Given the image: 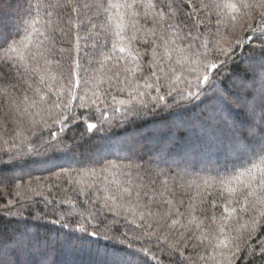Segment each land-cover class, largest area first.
Listing matches in <instances>:
<instances>
[{
  "label": "trees",
  "instance_id": "1",
  "mask_svg": "<svg viewBox=\"0 0 264 264\" xmlns=\"http://www.w3.org/2000/svg\"><path fill=\"white\" fill-rule=\"evenodd\" d=\"M37 2L0 0V44L23 38L27 27L25 21L32 19L29 8ZM85 2H102L106 8L108 0H78L81 5ZM173 2L180 3V0H167V3ZM226 2L228 0H204L210 7L200 10V17L211 20L207 27L212 34H215L217 19L227 21L232 14L230 9L214 7ZM48 11L53 12L52 26L62 31H48L46 21L49 18L41 10L35 27L54 35L57 46L56 55L50 57L52 63L45 72V82H40L35 73L17 72L8 66L0 72V264H110L109 258L118 259V256L128 264L127 248L120 241L124 239L123 233L132 235L131 229L135 225L129 222L134 218L139 222L140 209H135L134 200L129 204L122 199L108 198L120 196L123 189L152 180L156 181L158 190L165 181L173 189V193L167 194L172 201L167 224L172 220L177 224L174 228H162L161 232L167 235L169 242H175L180 233H185L188 247L184 255L190 258L185 264H226L225 257L236 251V244L240 251L236 253L235 264H264L261 252L264 227L251 231V220L257 212L251 207L246 213L239 211L243 203L239 189L243 185L236 182L237 177L248 182L249 177L241 176V173L264 160L253 155L264 147L261 132L249 135V126L259 129L264 118L259 99L264 96V61L258 49L253 52L252 45L235 46V39L242 35L239 26L234 32L230 24L228 28L223 23L219 26L221 45L232 44L234 54L231 58L219 56L225 63L215 73L214 86L226 90L225 95L230 100L239 98L246 103L225 107L216 100L204 98L190 104L182 101L177 107L175 100L181 98L175 96L167 97L173 107L164 108L161 102L160 107L153 110L155 101L151 97L157 93L144 87L145 78L148 83L154 80L148 67L153 49L158 58H163L161 66L167 70L169 61L160 36L169 41L170 49L177 45L186 49L189 43L178 39L176 29L167 28L165 0H139L135 11L139 13L137 28L140 31L136 33L138 41L131 43L127 39L132 35L131 28H126L122 41L114 35L117 22L114 11L106 12L104 8L96 7L82 9L80 18L84 26L80 29L79 52L74 46L76 30L69 23L76 14L70 8ZM85 11L92 17L91 23L97 25L92 35L88 34L90 23L83 15ZM110 15L111 20L108 19ZM161 16L164 17L163 24L157 23ZM153 28L155 37L149 32ZM187 31L185 28L184 32ZM31 39L30 50L35 51L43 37L37 32ZM140 39L149 43L139 42ZM173 40L175 44L171 43ZM121 46L130 47L131 53H120ZM61 47L65 49L63 53L59 52ZM135 53H139L141 59L137 60ZM105 54L111 59L106 60ZM171 55L173 65L177 59L182 62L184 58L194 59L190 52L173 51ZM0 56H3V48H0ZM74 57L80 61L81 83L72 88L77 99L69 103L67 82L76 79L71 75ZM209 57L215 58L216 53H209ZM117 62L119 66H116ZM133 62L140 64L143 71L135 76L124 73L125 66H135ZM187 67L185 65V69ZM116 72L120 73L119 79ZM184 75L188 80L194 79V74L187 71ZM125 77H128L127 81ZM161 83L165 81L162 79ZM62 86L61 99L69 103L66 110L50 107ZM177 87L185 88L187 84L182 80ZM196 87L194 81L192 91ZM200 87L208 89L209 96L214 95L207 85ZM139 91L150 93L144 98L148 103L143 110H140L138 99H133ZM164 91L166 89L160 94ZM33 100L37 102L35 106ZM92 100L97 103L93 104ZM121 100L125 103L121 104ZM250 103L252 107L248 109ZM81 104L85 106L81 107ZM250 109L254 112L252 116L247 112ZM134 111L138 114L133 115ZM65 117L64 125L54 122ZM253 120L257 122L255 126ZM88 123H95L96 129L89 131ZM61 127L63 131H60ZM49 142L56 144L59 150L48 148ZM116 148L120 150L111 152ZM112 163L119 167L102 171ZM228 188L238 189L235 198L230 196ZM85 193L88 194L87 202ZM105 200L111 210L105 206ZM230 200L233 202L229 203ZM234 200H240V203ZM121 204L125 206L121 207ZM190 205L195 208L194 213ZM226 206L229 208L227 213L224 212ZM233 207L238 209L236 213L231 212ZM160 208L166 206L153 205L154 211ZM176 208L182 216L176 213ZM62 224L69 227L64 228ZM80 225L87 231H78ZM222 225L225 227L223 235L220 232ZM261 225H264V219ZM91 232H97V235H89ZM225 236L229 239V247H219L218 241ZM142 244L158 251L153 246L154 241L147 238L133 246ZM132 260L144 264L143 258L137 260L133 256ZM164 264H175V261L165 256Z\"/></svg>",
  "mask_w": 264,
  "mask_h": 264
},
{
  "label": "snow or ice",
  "instance_id": "2",
  "mask_svg": "<svg viewBox=\"0 0 264 264\" xmlns=\"http://www.w3.org/2000/svg\"><path fill=\"white\" fill-rule=\"evenodd\" d=\"M139 0H108L107 7L105 8L103 3H95L89 4L87 2L82 5L78 3V0H55V3L52 0H48V2H38L35 5L30 6L29 14L32 16L30 21H25L27 27L24 29L25 35L19 41L16 39H11L3 41L0 44V48H3V56H0V72L4 70V66L15 68L17 72L21 70L24 73H35L39 76L40 82H45L46 76L45 72L47 71L48 66L52 63L50 57L56 55V41L54 35H48L47 32L41 31L36 28L35 25L39 23V13L41 10L45 11V15L49 18L46 21V27L48 31L55 33L57 30L62 31V29L54 28L53 21L50 19L53 16L52 11H48V9H64L70 8L73 13L76 14L75 19L70 20L69 23H72L75 28V41L74 46L79 52L81 47V35L80 29L84 26V21L81 20L82 9L89 10L93 7L104 8V11L111 12L114 11L116 15V23H115V32L114 35L119 38L121 41L125 39L124 32L126 28L132 29V35L128 37L129 43L132 41H138V37L136 33L140 31L137 28V24L139 23L137 17L139 13L135 11ZM150 7H155V5H149ZM210 6L204 3V0H180V3H167L165 0V8L167 10L168 15V29H176V35L180 40H188L189 43L187 48H180L177 45L176 48L170 49L168 47L169 41L164 39V36L161 35L160 39L164 41V48L166 58L169 61L168 69L165 70L164 67L161 66L160 60L163 58H158L156 50L152 51V60L148 64V67L151 69L150 76L154 78L151 83L147 82V78H145L146 82L144 84L145 88L153 89L157 95L151 97L153 101H155L153 105V110L160 107L161 102H163L164 108L173 107V105L167 102V97H175L179 96L180 100H175V106H180L182 101H186L187 103H192L195 101H201L204 98L209 100H216L221 105L225 107H231L234 104H243L245 101H241L239 98L229 99L227 95H225V91L220 88H216L214 86V77L215 73L219 71L220 67L225 63L224 60H219V56H226L231 58L232 54H234V46L232 44H228L226 47L221 45V35L219 26L223 23L225 28H228L229 24L231 25V30L234 32L236 27L239 26L242 35L235 39V46H244L248 45L253 46V52L257 49L260 53V58L264 61V0H228V2L223 5L215 4L214 7L216 9H220L221 7L225 9L231 10V15L228 17L227 21H221L217 19L216 21V31L215 34L211 33V29L207 27L208 24L211 23V20L208 18L201 19L200 10L205 8H209ZM34 9V12H33ZM132 10L129 12V10ZM199 9V10H198ZM85 19H87L90 23V27L88 28V34L92 35V30L97 27L96 24L91 23V16L87 15L85 11L83 13ZM147 15V14H146ZM159 15V14H158ZM217 16L219 13L217 12ZM108 19H112L110 15ZM159 24L164 23V17H160L157 21ZM187 28L188 31L185 33L184 29ZM30 29V31H29ZM39 32L43 37L42 40L35 47V51L30 50V46L32 45V35L33 33ZM149 32L152 36H156V30L150 29ZM208 33L205 35V33ZM19 35V31L17 32ZM95 35H99L96 33ZM86 39V37H84ZM47 41V44H45ZM139 42L144 44H148L149 41L146 39H140ZM154 43V41H153ZM171 43L175 44L176 42L173 40ZM6 45V47H4ZM115 47V45H114ZM65 49L63 47L59 48V52L63 53ZM129 51L131 53L130 47L121 46L119 47V52L124 53ZM173 51H178L180 53L190 52L191 56L194 59L184 58L183 62L181 59H177L175 61V65L171 63ZM216 53L215 58H210L209 53ZM27 53V54H26ZM136 59H141L139 53H135ZM105 59H111V56L105 54ZM43 61V65L41 64ZM73 69L71 75L76 77L73 81L69 79L67 82V94L69 96V103L72 100L77 99V97L73 94L72 88L78 87L81 83L79 79V69L81 67L80 61L77 58H73ZM135 66H125L123 68L124 73L131 74L135 76L138 72H142L143 68L140 64L133 62ZM185 65H188L187 69H185ZM57 66H59V61H57ZM119 66V62L117 65ZM187 71L189 74H194L193 80H188L184 75V72ZM115 76L117 79L120 77V73L116 72ZM111 79V77H110ZM164 80L165 83H161V80ZM264 79V76H262ZM125 80H128V77H125ZM184 81L187 84L185 88H178L177 83L180 81ZM196 82V90L192 91V84ZM200 85H207L210 88L214 95H208V89L201 88ZM139 87V84H137ZM163 89L164 94H160ZM37 94H39V89L36 90ZM64 94L63 86L57 93V100L53 101L50 107L53 108H63L67 109L69 103H64L61 99ZM95 95V93L93 94ZM131 95V93H130ZM150 93H146L144 91H139L133 99H138L140 110L147 108V100L144 99L146 96H149ZM27 99V97H25ZM41 101L44 100V97H40ZM93 104H96V100L91 101ZM36 101H32V105H36ZM121 104H124L125 101L121 100ZM131 103V101H129ZM85 105L81 104V107ZM261 108L264 110V96L261 97ZM133 115L138 114V111H134ZM66 117L60 119L58 121H54L64 125L66 122ZM97 125L95 123H88L87 129L92 131L96 129ZM63 127L60 128V131H63ZM260 131L261 141H264V118H262L260 123V128H254L252 125L249 126V135L255 136L256 132ZM237 134L239 133V129H236ZM53 139L56 137V133H52ZM66 147V146H64ZM48 148L53 151H58L59 148L56 144L51 142L48 143ZM48 149H45L47 151ZM254 156L258 155L264 158V147L261 148L260 153L253 154ZM249 163H252L249 160ZM119 166L115 163L110 164L109 166L102 169V171L107 172L109 169H117ZM241 176L249 177L248 182H244L240 179V177L236 178V182L238 185H243L242 189H239L242 192V206L239 208L240 212L246 213L251 207L253 210L257 212V215L254 216L251 220V231L256 232L258 228L264 227L261 225V220L264 219V160H262L261 164H253L251 168L247 169L244 173H241ZM205 184L208 182L205 181ZM156 181L152 180L148 184L141 183L137 186L123 189V192L120 196L110 195L108 199L117 200L122 199L127 203L131 204L134 200L135 209H140L138 220L133 219L129 223L135 225L132 231V235L129 236L127 232L123 233L124 239L120 242L124 244L127 248V260L128 264H136L135 261L132 260V257L135 256L137 260L140 258L144 259V264H164L165 256L170 260H174L175 264H185L186 260L190 258L185 257L184 250L188 247L187 238L185 237V233H180V237L175 242H169L167 235L161 232L162 228L169 227L174 228L177 224L176 220H172L171 224H167V220L171 215L172 210V201L167 198L168 193H173V189L170 188L167 182H163L162 189L158 190L156 187ZM191 187V185H189ZM230 196L235 198L238 189L237 188H228L227 189ZM87 193L86 202H87ZM254 199H250L253 198ZM233 201L230 200L229 203ZM235 203L239 204L240 200H234ZM180 203H183L181 200ZM153 205H164L166 208H160L157 210H153ZM105 206L109 207L111 210V205L108 204V200H105ZM124 207V204L120 205ZM214 206V205H213ZM259 206V207H258ZM192 212H195V208L190 205ZM100 212L103 209L99 210ZM176 213L179 215H183V213L179 212V208L175 209ZM238 211L237 208H231L232 213H236ZM224 212H229V208L226 206L224 208ZM118 214V213H117ZM135 215V210L133 212ZM93 219L96 218V215L93 214ZM215 219V217H213ZM125 220H127V216H125ZM58 221H53V223H57ZM90 223V221H87ZM62 227L68 228V224H62ZM199 227V225H197ZM80 232H86L87 229L84 225H80L77 229ZM187 231V228H186ZM220 232L223 235L225 232V227L222 225L220 228ZM91 236H96L97 232L88 233ZM163 237V239H162ZM150 239L154 241V247L158 251H153L152 247H145L143 244L140 247H134V243L137 241H144L145 239ZM127 241V243H125ZM218 246L223 248L229 247V239L227 236L224 239H220L218 241ZM236 251L232 252L230 256L225 257L226 264H235L236 253L240 251L239 244L235 245ZM262 254H264V246L261 248ZM223 255V253H222ZM203 259V257H200ZM115 264H125V261L119 260L116 261Z\"/></svg>",
  "mask_w": 264,
  "mask_h": 264
},
{
  "label": "rangeland",
  "instance_id": "3",
  "mask_svg": "<svg viewBox=\"0 0 264 264\" xmlns=\"http://www.w3.org/2000/svg\"><path fill=\"white\" fill-rule=\"evenodd\" d=\"M259 99L261 100L260 97H259ZM241 101H244V100H241ZM260 103H261V102H260ZM248 106H250V107H248V109L251 108V107H252L251 103L248 104ZM221 108H222V110H224L223 107H221ZM247 112H249V113L251 114V116L254 114L253 109H250V110H248ZM253 121H254V120H253ZM252 124L255 126V125L257 124V122L254 121V123L252 122ZM119 150H120V149L116 148V149H113L111 152H118ZM109 259H110V264H113V261H119V260H122L123 258H122L121 256H118V259L115 258V257H113V258L110 257ZM111 259H112V260H111Z\"/></svg>",
  "mask_w": 264,
  "mask_h": 264
}]
</instances>
